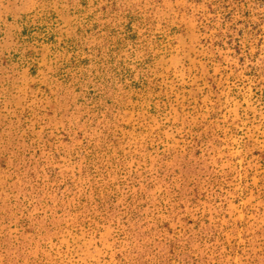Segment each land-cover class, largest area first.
Returning <instances> with one entry per match:
<instances>
[{"label":"rangeland","instance_id":"1","mask_svg":"<svg viewBox=\"0 0 264 264\" xmlns=\"http://www.w3.org/2000/svg\"><path fill=\"white\" fill-rule=\"evenodd\" d=\"M0 264H264V0H0Z\"/></svg>","mask_w":264,"mask_h":264}]
</instances>
